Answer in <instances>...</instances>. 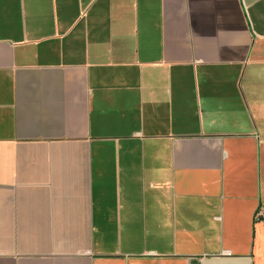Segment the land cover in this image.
Segmentation results:
<instances>
[{
  "label": "crops",
  "instance_id": "1",
  "mask_svg": "<svg viewBox=\"0 0 264 264\" xmlns=\"http://www.w3.org/2000/svg\"><path fill=\"white\" fill-rule=\"evenodd\" d=\"M264 0H0V264H264Z\"/></svg>",
  "mask_w": 264,
  "mask_h": 264
},
{
  "label": "built area",
  "instance_id": "2",
  "mask_svg": "<svg viewBox=\"0 0 264 264\" xmlns=\"http://www.w3.org/2000/svg\"><path fill=\"white\" fill-rule=\"evenodd\" d=\"M254 218H255L256 221L264 222V201H262L259 204V206H258V208H257V210L255 212V217Z\"/></svg>",
  "mask_w": 264,
  "mask_h": 264
}]
</instances>
